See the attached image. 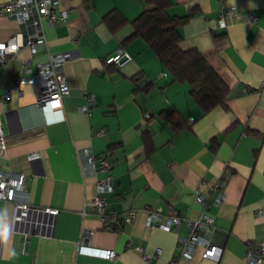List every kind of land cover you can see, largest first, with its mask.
<instances>
[{"label":"crops","instance_id":"crops-1","mask_svg":"<svg viewBox=\"0 0 264 264\" xmlns=\"http://www.w3.org/2000/svg\"><path fill=\"white\" fill-rule=\"evenodd\" d=\"M170 2V16L194 11L179 28L178 46L202 53L229 87L225 106L203 112L187 83L173 81L143 40H130V21L150 8L142 0H59L67 17L52 25L42 18L46 48L31 54L23 47L0 67L6 138L0 167L26 174L31 204L21 213L25 221L12 229L13 205L0 202L5 231L0 264H169L178 237L188 235L186 220L201 213L192 196L197 186L210 201L208 213L223 250L217 261L197 251L175 264H248L247 243L264 239V0ZM228 6L236 15L220 28L218 15ZM19 31L31 36L35 29L0 14V42ZM118 47L131 59L106 65ZM49 54L68 55L62 72L69 93L61 109L38 105L35 83L1 98L25 62L31 74ZM88 96L93 100L83 111ZM86 151L112 164L103 219L90 203L94 178ZM31 152L38 158L29 161ZM45 208L58 212L51 215ZM150 208H160L162 215L177 212L185 220L177 229L147 225ZM110 210L119 218L106 230ZM131 211L134 219L124 222ZM100 249L116 257H101L95 253Z\"/></svg>","mask_w":264,"mask_h":264},{"label":"built area","instance_id":"built-area-1","mask_svg":"<svg viewBox=\"0 0 264 264\" xmlns=\"http://www.w3.org/2000/svg\"><path fill=\"white\" fill-rule=\"evenodd\" d=\"M0 14L15 19L20 25L30 24L34 27L35 32L31 36H26L23 31L0 42V67L4 66L7 60L15 55L21 48L27 47L31 54L46 48V39L41 28L42 18H46L47 23L52 25L57 21H65L67 11L59 7V0H5L0 2ZM236 9L233 6L223 7L218 15V27L226 28L234 19ZM252 21L256 20L255 16H250ZM66 54H49L45 61L35 65V71L27 74V65L24 63L18 70L12 86L5 89L2 99L11 97L13 91L20 94L21 85L25 83H35L38 87L35 101L38 105L48 107L50 110L62 108V98L69 93L68 85L62 72V65L67 61ZM131 59L128 52L118 47L115 52L107 56L104 60L106 65L121 66ZM93 97H86V104L80 107L85 111ZM101 133V131H98ZM6 138L3 128V121L0 119V157L5 156ZM85 163L90 175L94 178V194L90 198L100 216L105 217V200L103 193L110 189L109 170L112 164L105 157H95L89 151L83 153ZM38 158L36 152L27 155V159L32 161ZM98 172H104V178L96 179ZM27 176L22 172L6 170L0 167V202L12 203L15 213L12 216V229L17 222H23L25 219L21 213L31 209L28 192L25 188ZM219 187L224 185L221 181ZM213 188V187H212ZM194 200L201 205V213L196 219H187L188 235L178 237L176 245V258L189 259L197 251L201 258L212 259L217 261L223 250V243L217 236V227L214 218L208 213L210 201L208 197L201 193L200 186L193 191ZM222 201V193L216 199ZM48 214L55 215L58 212L56 208H45ZM260 212L259 210L257 211ZM146 224L158 226L164 230L177 229L180 223L185 220L184 215L172 212L167 215L161 214L160 208H150L146 212ZM109 218L108 223H104V229L111 230L112 224L119 218L115 211L110 210L106 215ZM135 217L133 211L123 218L124 222H131ZM87 236L92 235V230L85 231ZM5 231L3 227V218L0 216V254L4 248ZM82 250V247H81ZM158 252V251H157ZM95 253L101 257L113 259L116 254L110 249L95 250ZM143 257L149 258L144 252ZM245 260L248 264L264 263V239L255 242H249L246 245ZM171 259L169 264H175Z\"/></svg>","mask_w":264,"mask_h":264},{"label":"trees","instance_id":"trees-1","mask_svg":"<svg viewBox=\"0 0 264 264\" xmlns=\"http://www.w3.org/2000/svg\"><path fill=\"white\" fill-rule=\"evenodd\" d=\"M142 2L150 8H145L130 21L133 27L130 40L132 38L143 40L171 74L173 81L187 83L189 94L203 112L216 106H225L229 87L208 64L202 53L194 48L182 50L178 46L181 39L179 28L194 11L183 16H170L166 11L171 4L170 0ZM147 120L148 118L146 122ZM144 140L148 145L150 137L147 126L144 128Z\"/></svg>","mask_w":264,"mask_h":264}]
</instances>
